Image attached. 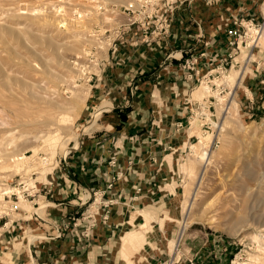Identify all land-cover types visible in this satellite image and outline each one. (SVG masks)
<instances>
[{
	"label": "rangeland",
	"instance_id": "rangeland-1",
	"mask_svg": "<svg viewBox=\"0 0 264 264\" xmlns=\"http://www.w3.org/2000/svg\"><path fill=\"white\" fill-rule=\"evenodd\" d=\"M131 2L0 0V120L9 124L0 125V264H11L13 255L7 252L13 249V254L17 247L25 253L39 248L40 254L56 235L49 227H38L41 218H49L53 205L48 202L67 194V187L57 186L68 178L65 163L83 146L80 140L105 128L103 117L91 124L98 117L96 107L122 98L118 86L110 85L109 91L96 87L105 77L101 69L118 53L117 40L141 49L142 67H152L156 54L165 66L178 52L169 44L171 35L128 26L129 17L119 9ZM157 8L152 20L181 17L192 32L203 20H235L240 42L230 52L226 72L216 64L189 92L188 134L196 138L187 143L179 162L170 208L150 213L146 242L136 251L157 242L161 261L176 253L178 264H187L182 253L194 252L213 236L235 241L250 259L245 264H264V45L256 46L252 33H262L264 39V0H164ZM138 78L119 85L123 104L137 92ZM204 152L209 153L205 167ZM183 164L190 165L187 173ZM77 191L85 200L90 196L87 189ZM144 222L142 218L133 229Z\"/></svg>",
	"mask_w": 264,
	"mask_h": 264
},
{
	"label": "crops",
	"instance_id": "crops-1",
	"mask_svg": "<svg viewBox=\"0 0 264 264\" xmlns=\"http://www.w3.org/2000/svg\"><path fill=\"white\" fill-rule=\"evenodd\" d=\"M221 20L222 16L219 20H203L202 25L193 28L198 29L197 33L191 31L186 20L174 19L169 44L178 52L165 66L160 65L162 57L157 54L151 57L152 67L140 66L146 60L140 54L141 49L132 42L129 45L133 46L128 47L121 39L117 40L118 56L112 55L101 69V75L105 77L96 87L106 86L109 91L110 85L118 86L122 98L118 102L102 101L96 107L98 117L91 124L103 117L105 128L80 140L83 146L76 149L70 162L65 163L68 178L61 179L57 186L67 187V194L48 202L53 205L48 209L49 218H41L38 227L40 231L49 227L56 235L44 244L40 254H37L39 248L33 252L31 248L25 253L17 247L13 254V249L8 250L7 253L13 255L11 264H157L162 260L156 252L157 242L148 244L144 252L136 250L146 242L143 243V237L150 231L151 214H155L158 207L170 208L180 176L179 162L187 143L196 138L188 134L189 92L200 75L204 76L215 67L217 58L231 52L224 31L218 28L223 24ZM207 41L209 45L205 46ZM188 47L190 55L205 54L194 71L181 68ZM123 58L126 60L122 64L119 59ZM137 60L139 62L135 63ZM134 75H140L135 81L137 92L123 104V88L119 85ZM122 76L123 80L120 79ZM123 106L125 110L121 109ZM114 108L112 115L116 118L109 114ZM189 166L183 164L181 170L187 173ZM77 189L89 190L90 196L85 200ZM93 200L97 202V224L85 238L82 231L87 224L81 216L86 214ZM105 203L109 204L107 209L102 206ZM105 210L109 217L104 224L101 216ZM142 218L145 222L135 231L132 225ZM32 225L36 227L34 223ZM122 235L125 236L121 243ZM216 238H206L194 252L182 253L183 262L193 255L199 261L207 258L212 262L209 255Z\"/></svg>",
	"mask_w": 264,
	"mask_h": 264
},
{
	"label": "built area",
	"instance_id": "built-area-1",
	"mask_svg": "<svg viewBox=\"0 0 264 264\" xmlns=\"http://www.w3.org/2000/svg\"><path fill=\"white\" fill-rule=\"evenodd\" d=\"M164 0H132L126 6H123L119 9L121 14H124L129 17V27L132 28H139L143 33L147 34L148 29L150 28V32L152 34H156V36L166 37L171 35L172 31V24L174 20L165 19L164 21L160 22V19H153L154 15L153 12L158 13V6L163 3ZM167 3L165 4V6ZM237 23L235 20L228 19L222 25H219L218 28L222 29L227 38V45L231 48L237 46L240 42V35L238 34V30L236 29L235 25ZM105 34V33H104ZM201 38L203 39L204 36L200 33ZM199 36V37H200ZM104 38L102 36H96ZM99 40V38H97ZM108 41V40H107ZM205 46L209 45V41L204 43ZM190 47L186 49V58L181 64L182 69L192 70L194 71L195 67L197 66L199 59L205 56L204 53H200L198 56L190 55ZM230 52L227 54L221 55L216 60V64H218V69L220 72H226L227 66L229 64L230 59ZM170 58H174L172 55ZM200 110H203V106H199ZM198 108V109H199ZM197 115L203 116V113H198ZM111 163H114L113 160ZM111 185H109V188ZM97 202L93 200L86 211L85 215L81 216V219L86 221V226L82 231V236L87 238L91 234L92 228H94L97 224L96 215L97 212L95 210ZM108 203L102 204L104 209L108 208ZM109 217L108 210H105L101 216L102 223H106ZM2 216L0 217L1 220ZM78 219L75 221L77 224ZM216 244L214 247L211 248V252L209 257L213 258L212 262H209L207 258L201 259L200 261L196 258V255L191 256L190 258H186L185 261L187 264H244L248 261V257H246V253H242V249L239 248L238 244L235 241H227L222 240L221 238H216ZM240 245V244H239ZM248 249H250L248 247ZM179 252V250H177ZM179 259H176V253L174 255L168 254L167 258L164 261L159 262L158 264H178ZM256 264V263H253Z\"/></svg>",
	"mask_w": 264,
	"mask_h": 264
},
{
	"label": "bare ground",
	"instance_id": "bare-ground-1",
	"mask_svg": "<svg viewBox=\"0 0 264 264\" xmlns=\"http://www.w3.org/2000/svg\"><path fill=\"white\" fill-rule=\"evenodd\" d=\"M252 29H250V31H251ZM252 33L254 34H256L257 35V38L256 39H254L255 40V45L256 46H263L264 45V39H262V33L261 34H259L258 32H256V31H252ZM253 45H254V43H253ZM261 46V47H262ZM231 103H232V100H231ZM230 108L229 107H227L226 109H223L224 111H225V114L226 115H228L229 114V110ZM223 111V112H224ZM0 125L2 126V127H4V126H9V124L8 123H6L5 121H3V120H0ZM202 136H204V135H202ZM205 153V157H204V160H203V166L205 167L207 164H208V162H209V153L208 152H204ZM192 205H193V202L191 201V202H189V203H187V205H186V211H185V214L188 216V214L190 213V210H191V208H192ZM256 240H257V238H256ZM178 243L177 242H175L174 243V248H173V250H175L178 246ZM263 254H264V252H263ZM172 255H174V254H172ZM250 259H248V261H249ZM255 263V262H254ZM245 264V263H244ZM251 264H253V262L251 263ZM257 264V263H256Z\"/></svg>",
	"mask_w": 264,
	"mask_h": 264
}]
</instances>
